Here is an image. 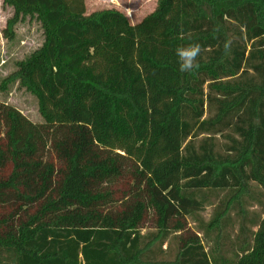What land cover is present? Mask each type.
I'll use <instances>...</instances> for the list:
<instances>
[{
    "label": "trees",
    "instance_id": "trees-1",
    "mask_svg": "<svg viewBox=\"0 0 264 264\" xmlns=\"http://www.w3.org/2000/svg\"><path fill=\"white\" fill-rule=\"evenodd\" d=\"M3 3L44 42L6 81L42 121L0 102V264H264V0Z\"/></svg>",
    "mask_w": 264,
    "mask_h": 264
},
{
    "label": "rangeland",
    "instance_id": "rangeland-1",
    "mask_svg": "<svg viewBox=\"0 0 264 264\" xmlns=\"http://www.w3.org/2000/svg\"><path fill=\"white\" fill-rule=\"evenodd\" d=\"M159 0H86L87 13L108 8H117L124 12L132 23L141 21L146 15L157 7ZM14 15L13 7L5 5L0 0V102L6 101L21 110L27 117L35 122L42 121L38 97L19 82L7 83V78L17 69V64L28 57L44 42V32L41 23L35 18L27 16L14 27V34H6L8 20ZM225 139L220 138L223 144ZM214 205H209L203 217L206 220L212 215ZM250 210L261 213L262 207L258 203L250 206ZM191 225L198 228V223L190 218ZM236 222L235 230H238ZM256 229V228H255ZM147 230H145L146 232ZM203 236V233H200ZM168 243L164 245L167 248ZM175 252V243L172 249L165 254L171 258Z\"/></svg>",
    "mask_w": 264,
    "mask_h": 264
},
{
    "label": "clouds",
    "instance_id": "clouds-1",
    "mask_svg": "<svg viewBox=\"0 0 264 264\" xmlns=\"http://www.w3.org/2000/svg\"><path fill=\"white\" fill-rule=\"evenodd\" d=\"M232 41L225 42L224 48L226 53L230 51ZM203 49L199 43H192L187 46H178L175 49L179 62V70L182 73H193L200 68L198 57L201 56Z\"/></svg>",
    "mask_w": 264,
    "mask_h": 264
}]
</instances>
